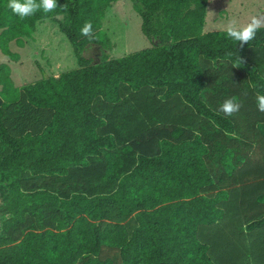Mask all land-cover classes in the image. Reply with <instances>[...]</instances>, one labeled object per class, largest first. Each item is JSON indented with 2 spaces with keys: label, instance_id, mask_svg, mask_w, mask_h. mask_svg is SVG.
Here are the masks:
<instances>
[{
  "label": "trees",
  "instance_id": "16d2710c",
  "mask_svg": "<svg viewBox=\"0 0 264 264\" xmlns=\"http://www.w3.org/2000/svg\"><path fill=\"white\" fill-rule=\"evenodd\" d=\"M118 1L0 0L5 57L50 21L79 65L22 89L0 65V264H264V28L241 49L205 32L210 0H129L153 47L111 59Z\"/></svg>",
  "mask_w": 264,
  "mask_h": 264
},
{
  "label": "rangeland",
  "instance_id": "374dc122",
  "mask_svg": "<svg viewBox=\"0 0 264 264\" xmlns=\"http://www.w3.org/2000/svg\"><path fill=\"white\" fill-rule=\"evenodd\" d=\"M261 13H264V0H210L205 32L225 31L231 18L247 23L251 16ZM142 24L141 16L129 0L115 2L107 9L103 29L113 43L114 48L108 53L111 59L153 47L152 41L142 32ZM24 41L23 47L15 42L10 44L17 60L5 57L0 51V65L9 66L13 84L19 89L46 77H59L79 66L70 42L53 22L40 21L33 38ZM84 56L97 63L103 51L92 45Z\"/></svg>",
  "mask_w": 264,
  "mask_h": 264
},
{
  "label": "clouds",
  "instance_id": "9594fccd",
  "mask_svg": "<svg viewBox=\"0 0 264 264\" xmlns=\"http://www.w3.org/2000/svg\"><path fill=\"white\" fill-rule=\"evenodd\" d=\"M8 8L21 20L35 15L42 11L44 14L55 12L57 7L65 8L66 5L58 6V0H8ZM264 28V13L253 15L247 23H240L237 18H231L225 25L226 36L237 43L242 49L249 44L259 30ZM80 35L89 40L96 39V33L91 21H86L80 29ZM257 107L264 112V94H257ZM241 104L235 97L225 99L219 107V111L227 117L236 115Z\"/></svg>",
  "mask_w": 264,
  "mask_h": 264
}]
</instances>
